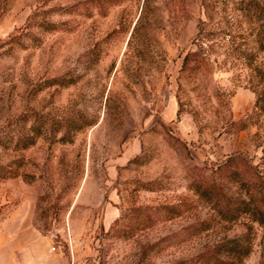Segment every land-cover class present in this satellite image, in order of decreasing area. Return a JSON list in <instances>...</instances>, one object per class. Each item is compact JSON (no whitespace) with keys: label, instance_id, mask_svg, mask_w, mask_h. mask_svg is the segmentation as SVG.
Returning <instances> with one entry per match:
<instances>
[{"label":"rangeland","instance_id":"1","mask_svg":"<svg viewBox=\"0 0 264 264\" xmlns=\"http://www.w3.org/2000/svg\"><path fill=\"white\" fill-rule=\"evenodd\" d=\"M250 1L0 0V231L70 264H214L234 240L264 264V227L224 214L264 191Z\"/></svg>","mask_w":264,"mask_h":264},{"label":"trees","instance_id":"2","mask_svg":"<svg viewBox=\"0 0 264 264\" xmlns=\"http://www.w3.org/2000/svg\"><path fill=\"white\" fill-rule=\"evenodd\" d=\"M250 4H252L254 8L252 10V14L248 16V21L246 22V24H248L249 29L248 35L252 36V40L250 41V43H252L253 45L249 46L247 50L248 54L245 53V55L241 57L246 60L245 63H248L247 66L250 69L256 71V73H264V17L262 16L263 9H260L262 2L261 0H251ZM250 55H255V57L256 55H261L259 57L261 61L259 63L254 61L253 64V59L249 58ZM204 57L205 56H201L198 51L188 53L182 61V70L186 71L191 64H196L198 66L201 65L203 63V59H205ZM228 172L229 175L227 177L229 178L230 176L237 174V170L231 169V167H229ZM259 201V205L264 207V191L262 192V194H260ZM225 204L226 211L224 212V214L228 215V219H235V217L240 212H249L252 219L257 222L259 226L264 227V210L262 212L258 210V207H260L259 205H257L258 203L256 205L254 204V206H251L249 200H239L238 202L228 201ZM231 215L234 216L231 217ZM222 247L225 248L226 252H229L227 255H230L231 257H229L228 260L220 262L214 260V264H242L244 258L249 254L248 248H246V246L236 240L227 241L225 244L222 245Z\"/></svg>","mask_w":264,"mask_h":264},{"label":"crops","instance_id":"3","mask_svg":"<svg viewBox=\"0 0 264 264\" xmlns=\"http://www.w3.org/2000/svg\"><path fill=\"white\" fill-rule=\"evenodd\" d=\"M11 223L0 231V264H70L50 250L46 239Z\"/></svg>","mask_w":264,"mask_h":264},{"label":"built area","instance_id":"4","mask_svg":"<svg viewBox=\"0 0 264 264\" xmlns=\"http://www.w3.org/2000/svg\"><path fill=\"white\" fill-rule=\"evenodd\" d=\"M51 250H54V248H52Z\"/></svg>","mask_w":264,"mask_h":264}]
</instances>
